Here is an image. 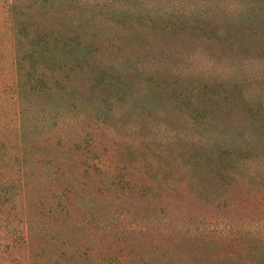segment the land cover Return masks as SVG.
I'll return each instance as SVG.
<instances>
[{"label":"rangeland","instance_id":"374dc122","mask_svg":"<svg viewBox=\"0 0 264 264\" xmlns=\"http://www.w3.org/2000/svg\"><path fill=\"white\" fill-rule=\"evenodd\" d=\"M13 2L0 0V185L9 194L0 202V264H32L43 246L33 225L47 231L51 221L60 222L58 213L48 218L29 208L17 179V31L21 51L45 32L59 47L65 39L90 46L51 84L59 104L30 98L31 174L52 161V181H43L50 191L79 183L99 208L125 212V225L157 223L156 232L145 224L127 241L170 243L180 237L177 229L188 228L180 264L258 258L264 250V0ZM56 109L63 114L55 127ZM40 168L48 173L47 164ZM216 254L234 262L215 261Z\"/></svg>","mask_w":264,"mask_h":264},{"label":"trees","instance_id":"16d2710c","mask_svg":"<svg viewBox=\"0 0 264 264\" xmlns=\"http://www.w3.org/2000/svg\"><path fill=\"white\" fill-rule=\"evenodd\" d=\"M13 1L14 4L22 3L23 5L25 3L23 0ZM32 1L42 3V5L46 2V0ZM14 4L11 6V11L16 8ZM17 32L14 34L17 51L15 48V79L13 81L15 95L21 105L16 134L17 158L15 162L19 173L17 179L21 185L24 201L27 202L29 208L34 206L35 210L38 209L43 216L46 215L48 218H53L54 214L58 213L60 218L57 226L55 220L51 221L49 229L44 231L38 222L36 225L32 224L30 215L25 216V226L28 231L33 225L34 233L43 242L32 264H122L131 259L133 264H180L182 260H185L186 247L190 243L188 228L182 231L177 229L176 233L180 234V237L175 235L174 238L169 239V241L172 240L170 243H165L163 240L141 241L139 244L127 241V236L131 233L143 232L145 224L150 226L147 232L153 230L156 232L157 223L150 225V220L147 218L125 225L123 222L125 212L113 209L112 211L106 207L99 208L89 193V189L86 190L88 194L81 193L85 189L80 187L79 183L65 187L58 192L50 191L43 185V181L44 184L52 181L53 172L50 171L54 167L52 161H44L39 166V173L35 176L31 174L29 171L31 165L27 161L28 142H26V134L33 132L30 131L31 128L33 129L31 115H29V109L32 106L30 98L37 97L39 103L45 101L42 104L52 103L55 106L59 104L61 95L55 94L51 84L57 85L56 77L62 74L66 62L77 61L75 59L80 54L79 52L83 50L87 52L90 46L81 45L80 47L77 42L71 40L76 44L73 46L67 43L68 39H65L59 47L57 40L50 37L51 32H45L30 41L27 51H21L18 49L20 35ZM52 41L54 42L51 43ZM242 98L249 102L248 94L244 93ZM61 113L63 114L60 109L50 113L53 126L56 127L59 120L57 115L60 116ZM40 124L42 123H38L37 126ZM48 131L52 132L51 129ZM45 164L49 167L48 173L41 175L40 167ZM221 179L222 177L219 181ZM7 192L6 186L0 185V202L6 200V196L9 195ZM32 196L36 199L32 200ZM173 229L175 231V228ZM202 242L201 238L200 244ZM213 258L219 262H234L233 256L227 254L224 256L216 254ZM246 261L247 264H264V250L258 258L248 256ZM184 263L186 262L183 261Z\"/></svg>","mask_w":264,"mask_h":264}]
</instances>
